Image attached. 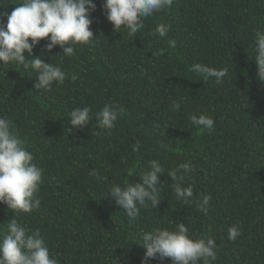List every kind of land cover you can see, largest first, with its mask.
<instances>
[{"label":"trees","instance_id":"1","mask_svg":"<svg viewBox=\"0 0 264 264\" xmlns=\"http://www.w3.org/2000/svg\"><path fill=\"white\" fill-rule=\"evenodd\" d=\"M16 2L0 0V12L10 13ZM94 3L90 30L96 41L76 46L71 58L54 56L62 54L59 46L44 57L76 73L75 82L69 77L51 92H40L32 70L16 63L2 69L0 115L14 122L44 170L41 207L18 219L40 230L61 264H141L145 249L135 244L138 233L177 221L216 239L213 264H264V84L253 59V30H264V0H174L135 36L123 28L116 32L102 0ZM158 23L170 26L165 38L149 35ZM46 43L41 40L33 55L41 56ZM158 49L164 54L153 56ZM194 63L227 67L229 74L222 85L204 84L188 70ZM106 103L125 108L110 132L95 127L96 113ZM84 106L92 109L91 123L72 129L68 113ZM201 113L214 119V131L191 124L190 116ZM136 139L139 153L131 149ZM150 159L166 169L160 177L167 181L163 200L158 209L149 205L130 221L107 189L127 178L142 182L139 174ZM188 160L197 171L184 186H193L195 198L211 194L207 215L172 192L167 171ZM93 171L97 175H90ZM130 171L136 174L128 177ZM11 218L0 204V223ZM233 224L242 227L234 242L227 234Z\"/></svg>","mask_w":264,"mask_h":264},{"label":"clouds","instance_id":"2","mask_svg":"<svg viewBox=\"0 0 264 264\" xmlns=\"http://www.w3.org/2000/svg\"><path fill=\"white\" fill-rule=\"evenodd\" d=\"M174 0H102L101 8L106 19L113 24L116 32L126 29L129 36H135L145 28V21L155 13L170 9ZM13 10L0 12V76H4L3 67L12 63L32 70L36 75L34 87L40 92H51L53 84L63 85L70 77L75 82L76 73H67L61 64L46 63L44 57L59 46L61 59L76 54V46L91 45L96 41L90 26L92 13L97 9L94 0H17ZM4 17L7 23H4ZM170 26L158 23L149 35L165 38ZM47 39L42 55H33V49L41 40ZM174 44V41H169ZM253 52L255 56L258 80L264 84V30H253ZM26 54L31 59H26ZM164 54L163 49L153 52V56ZM52 56V57H54ZM51 57V58H52ZM188 70L196 74L204 84L214 81L222 85L229 74L227 67L216 68L202 63L191 64ZM174 107H179L173 102ZM92 109L88 106L75 107L68 113L72 129L84 128L92 121ZM125 108L115 103H106L96 113L95 127L110 132L123 119ZM191 124L200 131H214V119L204 113L190 116ZM167 150V144H161ZM133 152L139 153L141 142L131 145ZM43 169L29 151L27 141L22 139L14 122L0 115V204L7 206L12 218L0 223V264H61L46 244L39 229L28 227L18 219L21 213H31L41 207L39 196L43 183ZM166 169L159 159H150L146 168L139 174L142 182L123 184L113 183L107 191V197L115 200L124 210L130 221L141 216V209H158L163 200L160 193L167 181L160 179ZM197 171L191 161L178 164L167 171L171 178V189L178 201L185 205L195 204L196 210L208 214L211 194H202L195 198L193 186H184L186 179ZM136 174L130 171L129 175ZM90 175H97L95 171ZM99 178V177H98ZM228 240L236 241L242 235V227L233 224L227 228ZM138 242L145 249L141 264L159 259L161 262L171 258L172 264H213L218 258L219 245L212 236L192 233L183 221H177L174 227H155L141 231Z\"/></svg>","mask_w":264,"mask_h":264}]
</instances>
